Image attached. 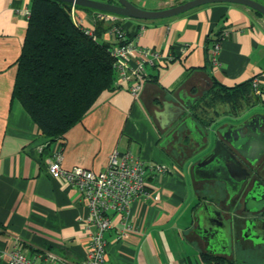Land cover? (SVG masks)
<instances>
[{"label": "crops", "instance_id": "0c3cea01", "mask_svg": "<svg viewBox=\"0 0 264 264\" xmlns=\"http://www.w3.org/2000/svg\"><path fill=\"white\" fill-rule=\"evenodd\" d=\"M130 1L159 9L185 0ZM257 1L264 4V0ZM29 7L30 0H0V264H11L13 251L34 258L37 264H45L42 255L46 253L78 264L88 252L86 201L75 186L49 174L47 160L58 143L45 137L21 103L12 98L15 62L27 26L24 9ZM75 15L89 28L98 19L104 21L102 26L117 22L131 38L128 64L135 66L141 57L145 59V79L142 91L134 97L128 84L115 74L113 89L104 91L64 133L62 166L80 165L99 172L116 150L169 168L146 175L148 197L134 200L123 215L112 214V225L104 233L105 264H264V242L254 241L244 231L252 213L245 207L250 185L228 203L226 182L196 177L193 169L218 136L214 130L219 126L239 123L256 112L264 114V15L225 2L155 20L78 8ZM107 30L101 31L99 39L115 44ZM218 38V64L214 65L209 56ZM184 44L188 49L181 52ZM146 50L159 57L144 56ZM253 78L258 80V92L252 89L259 97L256 103L235 108L216 102L209 108L204 104L206 97L193 110L190 106L183 118L205 111L212 118L209 123L189 118L188 128L175 129L178 120L167 124L174 106L190 101L193 105L214 82L232 87ZM206 126L211 134L203 148ZM260 159L264 167V158ZM214 186L225 193L219 200L207 193ZM204 201L232 217L230 249L219 244L215 250L206 247L198 218ZM260 216L264 218V207Z\"/></svg>", "mask_w": 264, "mask_h": 264}, {"label": "trees", "instance_id": "16d2710c", "mask_svg": "<svg viewBox=\"0 0 264 264\" xmlns=\"http://www.w3.org/2000/svg\"><path fill=\"white\" fill-rule=\"evenodd\" d=\"M74 7L101 12L79 5ZM71 9L72 4L64 1L30 0L25 35L15 62L12 98L21 103L49 140L63 137L104 91L114 87L115 58L111 54L114 44L99 39L101 31L107 30L110 24L102 26L104 21L98 19L92 28L93 37L74 22ZM114 24L123 30L117 22ZM130 40L125 33V40L121 42ZM252 89L251 80L232 87L214 82L191 108L206 97V106L216 102L230 103L235 108L251 105L259 100ZM192 114L202 124L212 119L205 111Z\"/></svg>", "mask_w": 264, "mask_h": 264}, {"label": "water", "instance_id": "95a60500", "mask_svg": "<svg viewBox=\"0 0 264 264\" xmlns=\"http://www.w3.org/2000/svg\"><path fill=\"white\" fill-rule=\"evenodd\" d=\"M73 5H79L112 15H120L139 20H155L175 16L194 7L210 3H235L245 5L264 15V4L257 0H185L175 5L146 9L139 7L130 0H59ZM196 99V98H194ZM193 102L184 105L177 104L170 113L167 124L178 120L175 129L181 126L188 128V119L195 118L186 114V110ZM205 141L203 148L210 140V126L203 128ZM215 132L218 136L213 140L210 149L193 165L196 177H214L226 182L228 194L227 202L237 194L252 177L256 170V161L264 156V114L256 112L239 123H225ZM246 158L243 162L241 158ZM246 209L259 214L264 207V181L255 180L245 197ZM203 211L199 210V227L206 247L215 250L218 246L230 249L232 242V217H226L220 208L207 202H202ZM245 234L254 241L264 242V218L261 216L249 217L245 220ZM219 244V245H218ZM218 245V246H217ZM228 251V250H227Z\"/></svg>", "mask_w": 264, "mask_h": 264}, {"label": "built area", "instance_id": "2783aa9c", "mask_svg": "<svg viewBox=\"0 0 264 264\" xmlns=\"http://www.w3.org/2000/svg\"><path fill=\"white\" fill-rule=\"evenodd\" d=\"M75 5L72 4L71 15L74 22L80 25L85 33L94 36L92 28L83 26L75 15ZM29 8L24 9V14L29 15ZM108 14V13H104ZM112 15V14H110ZM107 32L115 39V44L111 48V54L115 58V74L120 77L121 83H127L130 94L137 97L143 88L145 74L142 69L144 57L139 59L138 64L130 66L126 59V53L130 50L129 42L125 40L124 31L117 25L112 24ZM220 38L212 45L210 52V62L218 64V51L220 48ZM121 42V43H119ZM186 44L181 46V52L187 51ZM159 57L156 52L144 51V56ZM130 81H133L129 83ZM253 89L258 92V80L251 81ZM58 144L51 151V156L47 160V170L49 174L57 179L65 181L70 186H75L80 197L86 201L88 214L85 218L88 233V252L78 264H105L106 238L104 233L112 225V214L128 212L131 203L141 198L149 196V185L146 175L164 173L168 171L165 164L146 162L139 156L129 151L118 152L114 150L108 158L104 170L94 172L91 169L80 165L71 168L62 166L63 144L62 137L56 140ZM124 229H128L124 226ZM45 264H71L65 257H57L51 254L42 255ZM11 264H37L34 258L26 257L20 251H13L10 254Z\"/></svg>", "mask_w": 264, "mask_h": 264}, {"label": "flooded vegetation", "instance_id": "af4514ba", "mask_svg": "<svg viewBox=\"0 0 264 264\" xmlns=\"http://www.w3.org/2000/svg\"><path fill=\"white\" fill-rule=\"evenodd\" d=\"M264 158V156H263ZM260 163H261V159L257 160L256 161V170L253 171V175L252 177H250L247 181H246V185H250V187L252 186L253 182L255 180H263V177H264V167H260ZM246 207V205H245ZM253 216H260V213L259 214H254V213H251L250 217H253Z\"/></svg>", "mask_w": 264, "mask_h": 264}, {"label": "rangeland", "instance_id": "374dc122", "mask_svg": "<svg viewBox=\"0 0 264 264\" xmlns=\"http://www.w3.org/2000/svg\"><path fill=\"white\" fill-rule=\"evenodd\" d=\"M208 107L210 108L211 106H208ZM214 187L207 188V193H209V195L212 196V198L219 200L220 198H222L224 196L225 193L223 192V190H220V189H218L216 187L214 188Z\"/></svg>", "mask_w": 264, "mask_h": 264}]
</instances>
